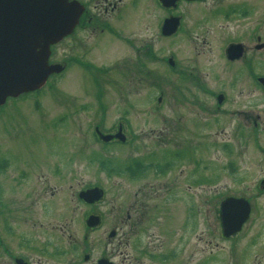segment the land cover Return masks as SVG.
Listing matches in <instances>:
<instances>
[{"label": "rangeland", "instance_id": "rangeland-1", "mask_svg": "<svg viewBox=\"0 0 264 264\" xmlns=\"http://www.w3.org/2000/svg\"><path fill=\"white\" fill-rule=\"evenodd\" d=\"M231 5H183L181 33L164 38L165 9L140 0L55 46L51 62L64 73L0 109V264H264V96L222 55L252 26L217 14ZM96 127L121 129L126 143L96 141ZM181 141L177 156L170 146ZM94 186L104 196L86 205L77 195ZM227 198L251 213L224 239Z\"/></svg>", "mask_w": 264, "mask_h": 264}, {"label": "water", "instance_id": "water-1", "mask_svg": "<svg viewBox=\"0 0 264 264\" xmlns=\"http://www.w3.org/2000/svg\"><path fill=\"white\" fill-rule=\"evenodd\" d=\"M159 1L168 8L176 0ZM81 12V6L68 0H0V107L9 98L41 89L50 75L61 71L60 64H48L50 46L72 33ZM178 24L177 18L165 19L161 34L165 37L172 35ZM226 54L229 60H234L241 56V48L230 46ZM218 102H221V97H218ZM100 137L104 142L113 138L123 141L121 131L115 136ZM101 196L97 188L79 194L87 204L97 202ZM249 214L250 206L246 200L229 198L222 202L220 222L223 236L228 238L239 232ZM98 224L99 218L89 217L88 227ZM114 235L111 232L109 237ZM16 264L24 263L17 261ZM97 264L111 263L101 259Z\"/></svg>", "mask_w": 264, "mask_h": 264}, {"label": "flooded vegetation", "instance_id": "flooded-vegetation-1", "mask_svg": "<svg viewBox=\"0 0 264 264\" xmlns=\"http://www.w3.org/2000/svg\"><path fill=\"white\" fill-rule=\"evenodd\" d=\"M73 2L79 3L83 7V12L79 18V22L77 26L73 30V34L70 36H74L80 28L83 26L92 25L93 28L95 25V21L100 22L101 20H104L107 15L112 16V18H118L120 17V12L121 10L127 6L128 8L131 6L133 8L135 5H138L140 0H69ZM154 3L162 8L165 9V12L167 13L166 18L163 19V21L167 18H178L180 22V26L176 33L172 35L169 38H174L177 35H179L182 31V23H183V18L184 16L179 12L180 8L185 5H205L209 3L212 0H203V1H186V0H176L174 5H171L168 8H163L158 0H153ZM219 2V1H216ZM215 1L213 2V4ZM257 3L254 2V0H233V5L229 7V9L224 13L220 14V10L217 11V14L223 15L224 19L225 18H235L238 20L242 21H248V24L252 25L250 30H249V35L247 36V39L251 41L250 44H248V40L245 39H237L233 42H228V44L222 49V55L224 59L227 61L226 63L228 65H239L241 68H244L246 73H247V80L251 84L252 88L257 89V92L260 93L261 96H264V83L260 82L259 79H264V6L261 7V10L259 7L256 6ZM126 8V7H125ZM254 8L256 10H260L263 15L254 17ZM104 17V18H103ZM162 21V22H163ZM69 37V38H70ZM67 39V38H66ZM237 45L240 46L241 48V56L239 58H235L234 60H228L227 55H226V50L229 45ZM57 46V45H55ZM55 46L51 47V55L49 57V63H52V57L55 54ZM172 64H168V66L171 68L172 71H176V63L171 56ZM60 64L66 68V64L64 62H60ZM192 77H194L193 74H190ZM185 78V77H184ZM192 79V78H190ZM193 80V79H192ZM52 81V77L48 80L47 83ZM254 89V90H255ZM251 92L253 93L252 89ZM221 95V102L220 105L217 103V110H220L223 105L225 104L224 101V95L223 94H218L216 96V99H218V96ZM224 101V102H223ZM254 126L257 127V124L254 123ZM96 129L100 131L98 127L94 129V137L96 138V141H100L99 138L96 135ZM118 131V129H117ZM116 131V132H117ZM102 133V132H101ZM114 134V133H110ZM118 141L117 140H112L108 142L106 145H113L116 144ZM175 145V144H174ZM170 146L175 150V155H184V153H181L180 151L183 152L185 149L186 145H189L187 143H184V141H181L179 144H176L175 146ZM185 145V146H184ZM189 151V147H188ZM173 164L168 162L167 167L169 169L173 168ZM187 180V176L185 178ZM196 178H193L192 180H195ZM189 180V179H188ZM175 186V182L172 181L171 183L168 184L166 190L169 191L170 189L172 190V187ZM130 216H128V219ZM14 261L17 259L23 260L24 262H27L28 264L29 261H27L24 257L17 256L13 257Z\"/></svg>", "mask_w": 264, "mask_h": 264}, {"label": "trees", "instance_id": "trees-1", "mask_svg": "<svg viewBox=\"0 0 264 264\" xmlns=\"http://www.w3.org/2000/svg\"><path fill=\"white\" fill-rule=\"evenodd\" d=\"M111 168H112V170H111ZM110 170L113 171V172L121 173L120 168L119 169H115V167H111L110 166Z\"/></svg>", "mask_w": 264, "mask_h": 264}]
</instances>
